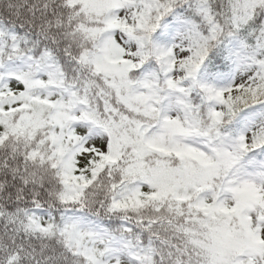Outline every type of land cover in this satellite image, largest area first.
<instances>
[{
    "label": "snow or ice",
    "instance_id": "snow-or-ice-1",
    "mask_svg": "<svg viewBox=\"0 0 264 264\" xmlns=\"http://www.w3.org/2000/svg\"><path fill=\"white\" fill-rule=\"evenodd\" d=\"M0 264H264V0H0Z\"/></svg>",
    "mask_w": 264,
    "mask_h": 264
}]
</instances>
